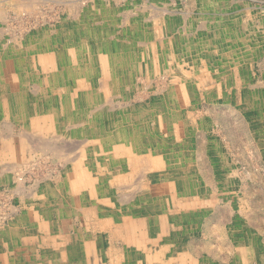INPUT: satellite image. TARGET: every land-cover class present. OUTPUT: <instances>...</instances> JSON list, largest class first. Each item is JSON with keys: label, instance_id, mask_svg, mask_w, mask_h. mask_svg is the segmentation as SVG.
Masks as SVG:
<instances>
[{"label": "bare ground", "instance_id": "obj_1", "mask_svg": "<svg viewBox=\"0 0 264 264\" xmlns=\"http://www.w3.org/2000/svg\"><path fill=\"white\" fill-rule=\"evenodd\" d=\"M81 1L82 0H0V22L1 21L5 22L7 20V17H8L7 14L10 13L11 11H14L12 13L16 15L15 18H17L18 16H21V14H23V13L27 14L30 17H32V16L34 17V15L36 16L38 14L40 15L42 13L43 9L41 7H39V5L42 3H43V5H45L46 8H48L49 10H54V11H55L56 7L53 6L52 3L56 4V5H64L68 10L67 12L69 13V15H71L67 23H65L61 20L62 24L60 23V27H58V28L55 27V29H52V30L49 29V30H45V31H42V28H40L41 29V32H40L39 28L37 27L39 30L38 33H36L35 30H31L28 34H25L24 36H20V35L19 36L18 35L12 36L11 35L12 37L4 38L3 35H5V33L8 32L9 28L3 27L2 30H0V41H2V42H0V99L6 100L9 103L12 101L14 103V105H17L19 107L23 106V104H25V101H32V105H31L32 110H31V114L29 115L30 117L29 118H27L26 116L24 118L22 116L19 117L20 121L23 119V121H22L23 124H21V125L25 126V128H27V129L38 128V130H40V133L38 132L39 135H37L38 140L40 141V147H39L40 150L42 152L48 151V152L54 153L55 156L58 155L61 159V163L63 165L62 166L63 168L62 169H56L57 171L54 172V175H52V173H49L50 168L49 169L47 168L46 170L44 169L43 178H44V183L46 182L45 186H44L45 191H43V194H41V200H38L41 202V204L44 206V208L46 207L48 209H53V210H54V208H56V210L54 211L56 213L61 212L64 214L66 212L69 215L75 214L76 218L75 217L74 218L76 220H80L81 218H83V220H86L88 223H90L92 225V229H94L96 231L102 230V229L104 231H107L108 234L110 235L111 244H110V247L108 249V252L106 254H104V256H107L110 258V264H129V263H127L129 260H131V262H132L133 260H136V259H138V262L136 264H142L139 261L142 260V262L145 263V259H144L145 255H147V257H150L154 253V257L152 258V259H154L155 257H159V254H161L160 253L161 250L157 248L158 242H156V244L150 243L149 245H147V241L153 239V237L149 236V233L152 231V229H154L153 226L159 228V231H157V234H154V237H157V238H159L163 234L164 230H166L163 226L160 225V222L158 219L163 218V217H161L160 215H157V212H159L163 208V206H165V205L168 206L170 204V202L167 201V198H168L167 195L169 192H171L175 189L187 188V190H190L189 193H191V196L194 197V200L192 201V199H191V201L189 202V206L195 207L196 205H200L202 202H203V204L205 203L204 205H206V202L204 201V197H199L198 196L199 192L197 189H195L196 187L195 188L192 187V185L194 184L192 182L196 180V178H193V175L192 176L189 175V177H190V179H188L190 181L189 187L187 186L188 182H185L184 179L180 180V182H177V177L179 176V174L183 173V171H184V174H186L189 170H191L193 172V166L196 168V166L202 165L201 167L205 168V174L207 175V178L210 179L209 177L211 176L210 172H209L210 166L207 165V162L203 159V157H201L202 156L201 155L202 154L201 139L196 140V143H195L196 147L194 148V149H196V151H197L196 152L193 149L191 150V149L187 148V145H189V146L193 145V144H191L192 141H190V139L187 138V136H188L187 134H185L184 137L179 136L180 131H181L179 128V125L182 123H181V121L179 122L178 117L183 115L182 108L180 109L179 107H181L182 105L189 104L188 102L190 101V99H193V97H195L196 93H194L192 91H186L185 89L183 90L182 87H179V91H178V93H176L177 101H175V102H178L177 103L178 105H175L176 107L173 106L172 109L169 110L172 113V116H170L168 118L161 116L160 113H156V112L161 111V105H159V104H157L155 108H153L154 106L151 108H147V107L141 108L142 112H140V113H134L133 111H132L133 113H130L129 112L130 108H128L125 114L122 113L123 115H126L125 119L122 118V119H124L122 126L120 125L122 129L115 131V132H109V133L107 132V129H110V130L112 129L113 125L111 122L106 124V126H108V128L105 127L106 129L102 130L95 123L87 124V122L84 120L85 115H83V119L81 118V116L79 117V115L75 118L69 117L72 115H77L76 114V108L74 107V104H73V100L75 98L78 99L81 103H85V104L87 103L88 104L89 102L91 103V100L94 101V99H96V98H94V96L96 94L100 93L104 97H107L109 90H107L105 88L106 86H108V88H109V86L116 87V86H118L119 82L127 81L125 78L120 79V80H119V78L115 79L112 77L113 75L111 76L109 73L105 74L106 73V70H105L104 75L101 77V79H95L96 83H93V85L97 88V89L95 88L96 91H91V89H92L91 86L86 85V83L84 82L85 80H82L81 76H78V75L75 76L72 73L71 68L65 69V65H68V64H71L73 67L83 65L84 68H86V70L88 71V67L90 64V63H88V61H85V60H88V58L91 59V55L89 53L85 55L81 52V50L84 48H91V42H90V40H91V27H90L91 21H90V19L91 18L87 17L86 22H85V19L84 20L81 19V18H84L83 14H81L80 12H79L80 14H76L77 9L79 8V6H81V4H80ZM209 2H212V3H209ZM218 2L219 3L221 2V3L219 4ZM190 3H192V2H190ZM228 4L231 5V2L228 1ZM228 4H223L221 0H205V7L218 6L217 10H219V14H222L225 17H227L229 15V13L226 14L222 10ZM202 7H204V6H202ZM72 10H74V11H72ZM84 10L91 11L90 4L88 5V7L83 8V13H84ZM191 12H192V10H191ZM208 12H210V11H207L206 13H208ZM212 12H214V11H212ZM214 13H217V12H214ZM110 14L108 13V15H110ZM134 15L135 14H133V16ZM154 15L159 16L160 14L156 13ZM41 16H42V14H41ZM73 17L76 20V23L73 22ZM35 20H36V18H35ZM37 20H40V19H37ZM52 21H53V18H52ZM49 22H51V21L49 20ZM110 22H111V20H110ZM33 24L36 27L35 23H33ZM138 24L140 26H143L142 21H139ZM120 25H121V23H120ZM165 25H166L165 27H166V30L168 32V35L171 36L172 34H174L172 36L175 38L177 45H179L180 44L179 36L178 35L175 36V33H171V32L175 31V28H177L175 23L173 21L172 22L169 21L168 23L166 22ZM21 27H19V28H21ZM178 27H179V30L184 29L183 25H180ZM208 27H210V26H208V25L206 26V23L204 21L199 24V29H201V30L207 29V31H208V29H209ZM217 27H219V26H217ZM11 28H13V27H11ZM67 28H69V29L67 31H65ZM133 29L134 28L132 26H128L124 33H126L128 30L133 31ZM16 30H18V29H16ZM103 30L104 29L102 28V31ZM106 30L110 33L111 30L113 31V27L111 25H109V26H107ZM152 30H153L152 26L150 27L148 25H145L144 27H142L141 34L144 35L143 32L150 33ZM12 31H14V30H12ZM25 32H22V33H25ZM92 32H93V30H92ZM71 33H72L71 37L76 38L75 40H76V44H77L76 46L77 47H74V43L72 41H70L69 38H67V36L70 35ZM192 34L193 33H188L189 36H191ZM216 34H217V32H216ZM216 34L214 33V35H216ZM93 36L94 37L96 36L95 32H94ZM217 37H218V35H217ZM163 38H165V37H163ZM234 38H235V36H234ZM112 40L113 39H111L109 37L108 44L111 45ZM139 41L140 40L133 41V42L123 41V43L122 42L121 43L116 42V43L121 44V46H120L121 49H124V48L132 49L133 44L136 45V46H134L135 48H137V47L143 48V46H146L145 45L146 42L143 41V43H142ZM158 41L161 42L162 39L158 38L154 42L158 43ZM149 44L152 45V43H149ZM105 47L106 46H104V49H105ZM193 47H191V48H193ZM97 48H99V47H97ZM188 48H189V46H188ZM225 48H227V47H225ZM142 50H144V49H142ZM36 51H38V52L35 53ZM104 51H102V52H104ZM93 53H94V51H93ZM114 55L109 54V57H106L105 55L98 54V55H96V56H99L97 58L98 59L97 62H103L105 65H110L113 69H115L116 71H119L120 68H123L124 61L119 62L120 59H117L118 56L117 55L114 56ZM191 55H192V53H191ZM237 55H239V54H237ZM241 55H242V53H241ZM147 57H150V56L147 55ZM233 58H235V57H233ZM117 60H118V63H115V61H117ZM236 60H238V59H236ZM58 63H64V66L61 67V69H59L58 72H54V74L52 73L53 75H50V76L40 75L39 77L36 78L37 80L35 81L36 85H38V87H41L43 84L48 85L51 83L50 81L56 82V84L58 86H55L53 84V87H51V88H48V87H46L47 89H40L39 88L37 90L34 89L35 90L34 91L33 89L31 90V88H30L31 85L28 84V89L25 90L24 86L27 85L26 71H28L27 69H24L25 67H28L31 65V66H34L35 68H38L39 70H43L45 68V66H47L48 68H49V66H51L55 69L57 67ZM130 63H131V61H130ZM234 63H236V62H234ZM186 64H187V62H186ZM234 66H233V68L235 70H237L238 68L236 69L235 68L236 66L235 67ZM163 68H165V67H163ZM182 68H183V66H182ZM17 69H20V70L18 71ZM173 70L175 71V69H173ZM84 74H85V72H84ZM200 75H203V74L200 73ZM88 76H90V75H88ZM122 77L129 78L131 76L130 75H128V76L124 75ZM122 77H120V78H122ZM162 78H163V76H162ZM28 80H29V78H28ZM155 80H158V79H155ZM215 81H217V80H215ZM48 82H50V83H48ZM89 84L91 85V82ZM105 84H106V86H105ZM216 84H217V82H216ZM19 85H20V87H19ZM32 85H34V84H32ZM155 85H157V84H155ZM191 86H193V85H191ZM216 87H217V85H216ZM209 88H208V90H210V91L215 90L214 87H212L210 89ZM49 89L52 90V93L46 91ZM159 89H161V88H159ZM153 93H154V91H153ZM133 94L135 95V93H133ZM142 94H143V92H142ZM158 94H161L165 101H167L170 97V92H168V91H162L161 90L158 92ZM38 96L40 98H43L44 100H46V103H47L46 107H44L41 104L36 105L35 101L37 100ZM59 99H62L63 104H67L68 106H70L69 103H71L73 107H68V106L66 107L65 106L66 108H64V106L61 103H59L58 105L50 104L53 100L59 101ZM153 100H155V99H153ZM124 106H125V104H122V105L120 104L119 109L125 110ZM41 107L45 108V111H43ZM113 107H115L114 102L108 100L104 104L88 105V107L85 106L83 110H84V113H86V116L89 117V120H93L99 114H103L105 116L110 115L107 113L113 112V110L115 109ZM23 108H25V106H23ZM228 108L230 109V106ZM26 109H27V107H26ZM10 110H11L10 111L11 116H12V112L15 115L17 114V112H16V111H18L17 109L15 110L12 107V108H10ZM217 112L220 113L219 111H217ZM227 112H229V111H227ZM187 113H189V112H187ZM210 113H211V111H210ZM78 114H79V112H78ZM214 114H215V112H214ZM229 114L231 115V113H229ZM185 115L186 114H184V116ZM216 115H218V114H216ZM227 118L231 120L230 117L227 116ZM236 118H235V120H236ZM240 118H242V117H240ZM19 119H17V120H19ZM230 120H229V122H230ZM183 122L185 123V120H183ZM197 122H199V119ZM239 122H241V120H239ZM90 123H92V122H90ZM188 123L189 122H186V125L188 127L194 126L191 122L189 125H188ZM231 124L232 123L230 122V125ZM227 125H229V124H227ZM235 125L240 126V124L237 125V122ZM11 126H12L11 123H8V122L2 123L0 125V132L2 134H3V132H6L8 130L12 131V132H7V133H10V135L9 134H3V135L0 134V135H2L1 137L6 138V139H11V141L16 142L18 144H23V145L26 143L34 141L33 137H31V134L22 133V132H20L22 134L13 133V128ZM171 128H172V135L174 136L173 140H171V139L160 140V138H158V136L156 135V132L159 133V131L164 130V129L165 130H169V129L171 130ZM245 128H246V126H245ZM22 129H23V127H22ZM228 129H230V128H228ZM231 129H232V127H231ZM242 129H243V127H242ZM46 131H48V132L50 131L54 135L47 137L45 135ZM121 131H123L124 133H121ZM237 133H239V132L237 131ZM240 133H242V132H240ZM230 134H231V132H230ZM84 136H86V137H84ZM245 136H247V135H245ZM37 137H36V139H37ZM67 137L72 138V139L74 137H84V138L83 139L81 138V141H79L77 143H75V141L77 140L76 138H75L76 140H74V142L70 141L71 143L66 142V141L65 142L62 141V140H65ZM230 137H231V135L229 136V138ZM236 138H238V136ZM233 139L235 140V138H233ZM240 139H242V137ZM103 142L105 144H103ZM32 148H34V146H32ZM12 149L14 150V148H12ZM67 149L71 151V154H75V156H73V155L70 156V154L68 155ZM32 151H33V149H32ZM26 152L27 153L25 156H31V153H29L27 150H26ZM174 153H176V155ZM190 155L192 156V158H191L192 160H189ZM43 158H46V157L43 156ZM225 158L226 157L223 154L224 161L221 163L220 167H221L223 173H225L226 171L231 173L233 170V167L231 164H228L229 162H227L225 160ZM5 159H6V157L3 158L2 156H0V168H2V172H0V173L6 172V169H7L9 171H14L17 173L20 172V175L23 174V170L20 169L22 167H18V166L23 164V163L25 165L26 160H27V159H25V157L12 159V160H5ZM39 160H42V159H39ZM39 160H37V161H39ZM185 161H187V162H185ZM193 161H195L196 164H195V162L193 163ZM31 162H33V161H31ZM39 162H37V164ZM42 163H44V162H42ZM50 163H51V161H50ZM50 163H48V164H50ZM54 163H56V162H54ZM113 163L119 164V167L117 168V170H113L111 168L113 166ZM45 164H46V161H45ZM45 164L44 165L41 164V165H43L45 167ZM57 164H58V160H57ZM39 165H40V163H39ZM181 165H183V167ZM26 169H27V166H26ZM29 169H31V168H29ZM52 169H54V166ZM146 169L149 170V173H150L149 177H150L152 182L149 183L148 180H146V182H148V185H145V184L141 185L143 183H140V178L136 179L135 175L138 176L137 175L138 173H143ZM40 170H41V168H40ZM36 171H38V169ZM30 172H32V170H30ZM33 172H34V170H33ZM40 172L43 173V171H40ZM145 173H143L144 176H145ZM233 173H234L233 174V180H237L236 177L239 176L238 174H236L237 171H236V173L235 172H233ZM250 175H251V173H250ZM139 176H140V174H139ZM252 176H253V174H252ZM1 177H2V175L0 176V178ZM20 177L22 178V176H20ZM39 177H40V175H39ZM21 178H20V180H22ZM41 179H40V181H41ZM55 179H57V181L61 180L62 182L57 186H53L51 183ZM34 180H36L34 183H37V179L34 178ZM153 180H156V183L153 182ZM158 180H161V182H157ZM257 181H255V183ZM226 182H227V184H226ZM231 183H232V179L230 178V175H226V177L224 178V181H212L211 184L208 185L209 189H214L215 193H217V195L212 198V200L217 205H219V202L221 199H225V196L223 195L224 192L227 194H230V193L233 194L235 192L233 185H232V187H229V185ZM27 184H29V183H27ZM108 185L111 188H109ZM220 185L221 186L227 185V186L226 187H220ZM35 186H37V185H35ZM29 187H30V185H29ZM152 187L154 189H152ZM242 187H244V185H242ZM258 187H260V186H258ZM33 188H37V187H33ZM150 189L155 194L156 193L159 194V196H158V198H160L159 200H156L155 198H153L152 192H148V191H150ZM255 189H257V188H255ZM24 190L26 191V189L21 187V185L19 183L16 184L15 186L7 184V185H4L3 190L0 189V225L3 224V221H6L8 223L11 222V224L8 226V228H6L7 227L6 226V227H4L3 230H0V236H1L0 239H6L4 237L9 234L8 233V232H10V231H8L9 227L17 220L18 216L22 215L23 208L19 207V206H21V204H18V206H16L15 205V199H17V198L16 197L12 198V196H14V194L15 195L20 194L22 197L23 194L25 195ZM28 190L31 191V188ZM247 190L248 191L246 192V190H245V192L243 194V197L245 199H242V201L244 203L245 200H246V202H248V201H250V199L255 198V202L253 204V207L255 210L253 212V215L246 210H243V209L241 210V212L243 214L244 213L248 214V215L245 214L248 222H246L244 225H240V230H241L240 236L242 238L249 237L250 236L249 235L250 230L253 229L251 227H255V226L257 227V226H259V224L263 223V221H264V205L262 204L263 201L262 202L260 201L261 198L258 197L260 194L257 196L256 190H253L250 187ZM142 191H146V192L142 193ZM207 191L209 193V197H207V199H210L211 192H209L207 187H205L203 189V193H204L203 196H205V194H207ZM260 191H261V193H264V185H262V187L260 188ZM33 192H31L29 195L32 196ZM70 193L73 194V197H76L79 201H81L85 198H86L85 199L86 201L83 203L82 202H76L74 204V201L72 198H67L68 194H70ZM196 193H197V195H196ZM181 196H182V194H181ZM218 196H219V201L217 203L216 200H217ZM33 197H36V195H33ZM10 200H13V202L11 201L12 202L11 205L8 204ZM71 200H72V204H71ZM5 202H6V204H5ZM183 204L180 203L178 205H174V206L172 205V206L174 207V209L175 208L177 209L178 206H180V207H181V205L184 206ZM190 210H194V209H190ZM138 211H139V214H141L143 217H145L144 219H139V220L136 219L135 213H137ZM214 211H216V210H214ZM154 214L157 217H155ZM171 214H169V215L171 216ZM228 214H230V213H228ZM220 216H222V215H220ZM247 216L249 218H247ZM230 218L232 220L231 216H230ZM221 219H224V218L221 217ZM225 219H227V218H225ZM236 219H237V217H235V220ZM249 219H252V221L251 220L249 221ZM149 220L153 221V226L151 227L150 231H148L149 225L147 223ZM174 220H176V216L172 217V219H171V221H174ZM71 221H72V219L70 218L68 223H70ZM88 223H86V224L88 225ZM221 225H222V223H221ZM220 227H222V226H220ZM243 228H247V230H249L248 235L244 230H242ZM142 229L144 231H147V232H143ZM139 231H140V233H139ZM262 232H263L262 233V236H263L264 231H262ZM216 233H214V236L218 235ZM137 234H140L139 239H136L138 237ZM59 237H60V234H59L58 238ZM250 238H251V236H250ZM216 239L205 240V242L203 243V246L201 245V241L198 239L189 240L187 245L174 244L171 248V255H172L174 260L179 259L181 261V264H185V263L189 264V260L194 261L191 264H207L206 261H201L200 257L203 255V253L207 252V254H208V251L215 253L216 249L214 248V246L216 243L214 242L215 243L214 244L213 241ZM219 239H220V237H219ZM227 240H228V238H227ZM228 241H229L228 247L224 246L225 248H227V249H225V251H228L230 253L229 257L232 256L233 260L227 258L228 260H226V261L227 262L229 261L228 262L229 264H239L241 262V261H239V263H238V260L241 259L239 257V255L242 254V250L245 248H242V250H240L239 245H240L241 241L237 242V243H236V241L234 242V239H229ZM248 241H249L248 239H243L242 244H245V243L248 244ZM66 242H67V240H65V241L63 240L62 244H57V247H54V248L47 250L45 253L44 264H54V263L58 262L59 261L58 258L60 256V254L64 252L63 248H64ZM223 244L220 243L219 247H220V245H223ZM253 246H255L257 248V250H260V249L263 250L262 248H264V246L262 248L258 247L257 243L253 244ZM186 247H189V249H190L189 254L183 253L184 250L186 249ZM220 248L222 249L223 247H220ZM15 249H16V247L14 248V250ZM85 249H86V247H85ZM70 250H69V255H71V252L73 255H76V256H79L81 254L80 247L79 248L77 247L76 249L74 248V251H73V247H71ZM180 252H181V254L179 255ZM221 253H222V251H221ZM157 254H158V256H157ZM226 254H227V252H226ZM195 256L198 257L199 259L195 258ZM223 257H224V255H223ZM209 258H208V260H209ZM218 259H220V258H218ZM224 261H225V259H224ZM208 263H210V262H208Z\"/></svg>", "mask_w": 264, "mask_h": 264}, {"label": "rangeland", "instance_id": "obj_2", "mask_svg": "<svg viewBox=\"0 0 264 264\" xmlns=\"http://www.w3.org/2000/svg\"><path fill=\"white\" fill-rule=\"evenodd\" d=\"M221 1L223 4H228V1L231 2V5L228 4L222 10L226 14L229 13V15L227 17H225L222 14H219V10H217L218 6L205 7V0H192V1L191 0H149V1L148 0H82L80 2L81 6H79V8L77 9L76 14H80V13L83 14L84 18H81V19L82 20L85 19V22H86L87 17L91 18L90 19V21H91V26H90L91 27V40H90L91 48H84L81 50V52L85 55L88 53L91 55V59L88 58V60H85V61H88V63H90L91 65L89 64V67H88L89 72L86 70V68H84L83 65L73 67L71 64H68V65H65V69L71 68L72 69L71 71L75 76H77V75L81 76V79L85 80L84 82L86 83V85L91 86V88H92L91 91H96L97 88L93 85V83H96L95 79H101V77L104 75L105 70H106L105 74L109 73L111 76L113 75L112 76L113 78H115V79L119 78V80L125 78L128 82L127 81L119 82L118 86H116V87L109 86V88L105 84V86H106L105 88L107 90H109L107 97H104L100 93L96 94L94 96V98H96V99H94V101L91 100V103L89 102L88 104L87 103L86 104L81 103L78 99L75 98L73 100V104H74V107L76 108V114L77 115H72L69 117L75 118L79 115V117L81 116V118L83 119V115H85L84 120L87 122V124L95 123L102 130L108 128V126H106V124L111 122L113 125L112 129L111 130L107 129V132L108 133L109 132H115V131L122 129L121 126L123 124V120L126 118V115H123L122 113L125 114L128 108H130L129 109L130 113H133V112L134 113H140V112H142L141 108H144V107L151 108L153 106H154L153 108H155L156 105L159 104V105H161V111L156 112V113H160L161 116L168 118V117L172 116V113L169 110L172 109L173 106L176 107L175 105H178L177 104L178 102H175V101H177L176 93H178L179 87H182L183 90L185 89L186 91H192V92L196 93L195 97H193V99H190V101L188 102L189 104L182 105L181 107H179L180 109L182 108V111H183V115L178 117L179 122L181 121V123H182L179 125V128L181 130L179 136L184 137L185 134H187L188 135L187 138H189L190 141H192L191 144H193L191 146L187 145V148L193 149L195 151H196V149H194V148L196 147V144H195L196 140L201 139L202 142H205V149L203 152V156H205L206 159L209 161V165L212 164L214 162V160L216 159L214 156H212L213 155L212 152H214L212 149L214 147H217L219 149V153L224 154V156L226 157L225 159H228L229 163L232 165V167H233L232 172L236 173V171H237L236 174L239 175V178H237L238 176L236 177V179H238V180H232V183L229 185V187H232V185H233L236 189V192L237 191L239 192L241 190L240 191L241 193L245 192V190L247 192L248 191L247 189H249V187L252 188L253 190H256L257 196L260 194L258 197L261 198L260 201L261 202L263 201L262 204L264 205V193H261V191H260V188L262 187V185H264V44H263L264 43V26H263L264 25V21H263L264 20V0H221ZM190 2H192V3H190ZM209 3H212V2H209ZM89 4L91 6V11L84 10V13H83V8L88 7ZM52 5L56 7L55 11L49 10L48 8L45 7V5H43V3L39 5V7H41L43 9V11L41 13L42 16H41V14L40 15L38 14L36 16L34 15V17L33 16L30 17L27 14L23 13V14H21V16H18L17 18H15L16 15L12 13L14 11H11L10 13H8L7 16L9 18L6 16L7 20L5 22H3V21L0 22V27H1L0 30H2L3 27L9 28L8 32H6L5 35H3L4 38L12 37L13 35L24 36L25 34H28L31 30H35L36 33H38L39 30L41 32L40 28H42V31L49 30V29L52 30V29H55V27L56 28L60 27V23L62 24V21L67 23L70 16H71L67 12L68 11L67 8L64 5H56L53 3H52ZM202 6H204V7H202ZM191 10H192V12H191ZM72 11H74V10H72ZM207 11H210V12L206 13ZM212 11L217 12V13H214ZM108 13L109 14L111 13V14L108 15ZM156 13H158L160 15L159 16L154 15ZM133 14H135V15L133 16ZM35 18H36V20L37 19H40V20L36 21ZM52 18H53V21H52ZM49 20L51 22H49ZM110 20L112 23L110 22ZM202 20L206 23V26L207 25L210 26V27H208L209 28L208 31H207V29H205V30L199 29V24L203 22ZM139 21H142L143 26H140L138 24ZM169 21H171V22L173 21L175 23V25L177 26V28H175V31L171 32V33H175V36L176 35L179 36V39H180L179 45H177L175 38L172 36L174 34H172L171 36L168 35V32H167L166 27H165L166 26L165 23L166 22L168 23ZM73 22L76 23V20L74 19V17H73ZM33 23H35L36 27L34 26ZM120 23H121V25H120ZM109 25H111L113 27V31L111 30V32H110L111 34L106 30L107 26H109ZM145 25H148L150 27L152 26L153 30L150 32L151 34L145 33V32H143L144 35L141 34L142 27H144ZM180 25H183L184 29L179 30L178 26H180ZM128 26H132L134 28L133 31L128 30L126 33H124ZM217 26H219V27H217ZM11 27H13V28H11ZM19 27H21V28H19ZM37 27L39 28V30ZM102 28L104 29L103 31H102ZM11 29L14 31H12ZM16 29H18V30H16ZM68 29L69 28H67L65 31H67ZM92 30H93V32H92ZM22 32H25V33H22ZM94 32L96 33L95 37L93 36ZM216 32H217V34H216ZM188 33H193V34L191 36H189ZM214 33L216 35H214ZM217 35H218V37H217ZM71 36H72V33L70 35H68L67 38H69V40L74 43V47H77L76 46L77 45L76 40H75L76 38H73ZM234 36H235V38H234ZM109 37L111 39H113L111 41V43H112L111 45L108 44ZM163 37H165V38H163ZM158 38H161L162 41L161 42L158 41V43L154 42ZM137 40H140L139 42H142V43H143V41L146 42L145 43L146 46H143V48H141V47L135 48L134 46H136V45L133 44L132 49H127V48L121 49L120 48L121 44L116 43V42H120V43L122 42L123 43V41L133 42V41H137ZM0 42H2V41H0ZM149 43H152V45ZM104 46H106L105 49H104ZM188 46H189V48H188ZM97 47H99V48H97ZM191 47H193V48H191ZM225 47H227V48H225ZM142 49H144V50H142ZM93 51H94V53H93ZM102 51H104V52H102ZM37 52L38 51H36L35 53H37ZM190 52L192 53V55ZM97 53L100 55H105L106 57H109V54L117 55L118 56L117 59H120L119 62L124 61L123 68H120L119 71H116L110 65H105L103 62H97L98 61L97 58L99 57V56H96V55H98ZM241 53H242V55H241ZM237 54H239V55H237ZM147 55L150 57H147ZM233 57H235V58H233ZM236 59H238V60H236ZM130 61H131V63H130ZM186 62L188 65L186 64ZM234 62H236V63H234ZM115 63H118V60L115 61ZM30 66L24 68V69L28 70V71H26L27 85L24 86L25 90L28 89V84L31 85L30 86L31 90L32 89L37 90L39 88L40 89H47L46 87L51 88V87H53V84L55 86H58L56 84V82L50 81L51 83L48 82L50 84H48V85L43 84L41 87H38V85H36L35 81L37 80L36 78L39 77L40 75L50 76V75H53L54 72H58V70L64 66V63H58V65L55 69L49 65H48L49 68L47 66H45V68L43 70H39L38 68H35L34 66H31V67ZM162 66L165 68H163ZM182 66H183V68H182ZM233 66L236 69L237 68L238 69L235 70L233 68ZM173 69H175V71ZM17 70L19 71L20 69H17ZM84 72H85V74H84ZM200 73L203 74L204 76L200 75ZM88 75H90V76H88ZM124 75L125 76L130 75L131 77H129V78L122 77ZM162 76H163V78H162ZM120 77H122V78H120ZM28 78H29V80H28ZM155 79H158V80H155ZM214 79L217 81H215ZM90 82H91V85L89 84ZM216 82H217V84H216ZM32 84H34V85H32ZM155 84H157L159 87ZM191 85H193V86H191ZM216 85H217V87H216ZM19 87H20V85H19ZM209 87L210 88L214 87L215 90L210 91V90H208ZM159 88H161V89H159ZM161 90L170 92V97L167 101L164 100V98L161 94H158V92ZM46 91L52 93L51 89L46 90ZM153 91H154V93H153ZM142 92H143V94H142ZM133 93H135V95L137 97ZM153 99H155V100H153ZM108 100L114 102L115 107H113V108H115V109L113 110V112L107 113L110 115H106V116L103 114H99V115H97V117H95V119L89 120V117L86 116V113H84V110H83L84 107L85 106L88 107V105H94V104H97V105L104 104ZM59 101L53 100L50 104L58 105L59 103H61L64 106V108H66L68 106L67 104H63L62 99H59ZM35 103H36V105L41 104L44 107L47 106L46 100H44L43 98H40L39 96H38L37 100L35 101ZM69 104H70V106H68V107H73L71 103H69ZM120 104L121 105L125 104V106H124L125 110L119 109ZM31 105H32V101H25V104H23V106H25V108H23V106L19 107L17 105H14V103L12 101L9 103L6 100L0 99V125L2 123H6V122L11 123V124H13L11 126L13 128V133H16V134H19L20 132L28 133V134H31V137H33V140H34V141L26 143L24 145L21 144V145L27 146V147H29V145L31 147L34 146V148H32L33 151L31 149V156L28 157V159L26 160V163H25V165L27 166V169H26V166L24 165V163L18 166V167H22L20 169L23 170V174L20 175V172L17 173L14 171H9L7 169H6V172L0 173V176L2 175V177L0 178L1 179L0 180V189L1 190H3L4 185L10 184L12 186H15L18 183L21 185V187L26 189V191L24 190L25 195L23 194L22 197L20 194H16V195L14 194V196H12V198H14V197L17 198V199H15V205L18 206V204H21V206H19L21 208H24L25 205L31 201L27 194L31 193L35 190H38V186L42 183V181L44 182V178H43L44 169L46 170L47 168L48 169L50 168L49 173H52V175H54V172L57 171L56 169H62L63 168L62 167L63 165L61 163V159L58 155L55 156L54 153H51L48 151L42 152L40 150V148H39L40 147V141L38 140V137H37V135H39V133H40V130H38V128L27 129V128H25V126L21 125V124H23V122H22L23 119L20 121L19 117L22 116L24 118L26 116L27 118H29L30 117L29 115L31 114V110H32ZM229 106H230V109L228 108ZM12 107L15 110L17 109L18 111H16L17 112L16 115L12 112V116H11L10 115V111H11L10 108H12ZM26 107H27V109H26ZM41 108L43 111H45V108H43V107H41ZM245 109H248V111H246ZM216 110L219 111L220 113H218ZM210 111H211V113H210ZM227 111H229V112H227ZM78 112H79V114H78ZM187 112H189V113H187ZM214 112H215V114H214ZM229 113H231V115ZM184 114H186V115L184 116ZM216 114H218V115H216ZM227 116L230 117L233 122L230 119H228ZM240 117H242V118H240ZM122 118H124V119H122ZM235 118H236V120H235ZM17 119H19V120H17ZM198 119H199V122H197ZM183 120H185V123L183 122ZM229 120L233 124V125L231 124L232 126L230 125ZM239 120H241V122H239ZM17 121L18 122L20 121V122L18 123ZM235 121L237 122V125L240 124V126H236ZM90 122H92V123H90ZM186 122H189L188 125L191 122L194 126L188 127L186 125ZM227 124H229L230 126ZM245 126L247 129L245 128ZM22 127H23V129H22ZM231 127H232V129H231ZM242 127H243V129H242ZM228 128H230L231 130ZM237 131L239 133H237ZM7 132H12V131L11 130L6 131V132H3V134H9L10 135V133H7ZM230 132H231V134H230ZM240 132H242V133H240ZM22 133H20V134H22ZM45 133H46L45 135L47 137L54 135L50 131L49 132L46 131ZM121 133H124V132L121 131ZM0 134H2V133L0 132ZM2 135H0V146L8 145L9 143H10L9 145L15 144L13 141H11V139H6V138L1 137ZM156 135L158 136V138H160V140H166V139L167 140L168 139L173 140L174 139V136L172 135V128H171V130L170 129L169 130L164 129V130L159 131V133L156 132ZM230 135H231V137L229 138ZM245 135H247V136H245ZM237 136H238V138H236ZM36 137H37V139H36ZM84 137H86V136H84ZM84 137H74L73 139L67 137L65 140H62V139L61 140L64 142L66 141V142L71 143L70 141L74 142V140L77 139L75 141V143H77V142L81 141V138L83 139ZM232 137L235 138V140ZM241 137H242V139H240ZM103 144H105V143L103 142ZM20 149H21L20 146L17 145L16 151L20 150ZM24 151H25L24 149L21 150V152H24ZM69 151L70 150L67 149L68 155L70 154V156L71 155L75 156V154H71V151L70 152ZM43 156L46 158H43ZM38 158L42 159V160H39ZM37 160H39L40 162ZM57 160H58V164H57ZM31 161H33V162H31ZM45 161H46V164H45ZM50 161H51V163H50ZM216 161H217V159H216ZM37 162H39L40 165H39V163L37 164ZM42 162H44V163H42ZM54 162H56V163H54ZM194 162L195 161H193V163ZM48 163H50V164H48ZM41 164H43V165L45 164L46 168ZM195 164H196V162H195ZM53 166H54V169H52ZM181 166L183 167V165H181ZM201 166L202 165L196 166V168L193 166V173H194L193 178H196V180L192 182V183H194L192 185V187H194V188L196 187L195 189H197L199 193H201V191L203 193V189L205 187L208 188V185H210L212 182L211 179H208L205 176V168L201 167ZM118 167H119V164L113 163V166L111 168L113 170H117ZM213 167H214V165H213ZM29 168H31V169H29ZM40 168H41V170H40ZM37 169H38V171H36ZM30 170H32V172H30ZM33 170H34V172H33ZM40 171H43V173ZM0 172H2V168H0ZM143 173H145L146 177L143 175ZM143 173H138L137 174L138 176L135 175V177H136V179L140 178V183H143L141 185H144V184L148 185V182L149 183L152 182L150 177H149V175H150L149 170L146 169ZM250 173H251V175H250ZM139 174H140V176H139ZM252 174H253V176H252ZM39 175H40V177H39ZM215 175H218V177L215 178L218 181H221L222 179H224L226 177V174L221 173L218 170L216 171ZM228 175H230V173ZM20 176H22V178ZM20 178L22 180H20ZM34 178L37 179V183H34L36 181V180H34ZM40 179H41V181H40ZM146 180H148V182H146ZM255 181H257V182L255 183ZM153 182L156 183V180H153ZM157 182H161V180H158ZM177 182H180V180H178V178H177ZM185 182H188L187 186L189 187L190 181L188 180ZM27 183H29V184H27ZM226 184H227V182H226ZM29 185H30V187H29ZM35 185H37V186H35ZM242 185H244L245 188L242 187ZM32 186L37 187V188H33ZM226 186L227 185H225V186L220 185V187H226ZM258 186H260V187H258ZM30 188H31V191L28 190ZM255 188H257V189H255ZM142 192H144V191H142ZM180 193H182V191H180ZM224 196H227L230 199L231 193L225 194ZM177 198L178 197H175V196H169L167 201H169L170 203L173 204V200L177 199ZM235 198L237 199V196H235ZM11 201L13 202V200L9 201L10 205L12 204ZM244 202H246V200ZM233 205L236 207V210L239 209V206L236 205L235 201H233ZM241 205L243 206L242 209L247 208V205H245V203L243 204V201H241ZM176 210H178V208ZM242 214L243 213L240 211V216ZM204 219H205V216H204ZM204 219L197 222L196 224L193 222L196 220L190 219L191 221L189 220V222L192 225V233H190V232L187 233V235L184 236L185 237L184 239L187 240V239L192 238V239H198L200 241H201V239L205 240V238L203 237L204 233L201 231L202 230L201 228L204 224ZM241 219H243L242 216H241ZM10 224H11V222L8 223L6 221H3V224L0 225V230H3L4 227H6V226H7L6 228H8V226ZM172 224H173V222H171L170 225L167 226V228L165 227V229L169 232L168 235L170 234L173 237H175L176 235H179L178 233L181 232L182 228H183V230L185 229V227H183V225H176V226L173 225V227H172ZM263 225H264V223H263ZM177 228H179V229H177ZM248 232H249V230L246 232L247 235H248ZM249 235L251 236V239H248V237L244 238V239H248L249 241L252 240L251 243H257V246L260 248H262L264 246V235L262 236L261 233H259V234L257 233L256 235L253 236V231H251V230H250ZM167 239H168V237H167ZM167 239L164 238L163 243H166L165 240H167ZM239 241H241L240 245H239L240 250H242V248H245V251H243V255L242 254L239 255V256H241V258L245 257V260L244 259L241 260V262H242L241 264H264V248H262L263 250H261V249L257 250V248L251 244H247V243L242 244V242H243L242 237H241V239H239ZM84 246H85V244L78 245V248L80 247V252H81V250L85 249ZM215 246H214V248H215ZM224 246L225 245H220V247H223L221 249L219 247V245H217V248L220 251H222V250L225 251ZM72 247H73V251H74V248L75 249L77 248L76 244H73ZM184 251L190 252V249H188V247H186V249ZM206 256H207L206 253L204 255H202L200 257L201 261L207 262V260L205 259ZM193 262L194 261L189 260L190 264Z\"/></svg>", "mask_w": 264, "mask_h": 264}, {"label": "crops", "instance_id": "obj_3", "mask_svg": "<svg viewBox=\"0 0 264 264\" xmlns=\"http://www.w3.org/2000/svg\"><path fill=\"white\" fill-rule=\"evenodd\" d=\"M245 110L248 111V109H245ZM11 125H13V124H11ZM8 131H10V130H8ZM14 143L15 144H13V145H9L10 144L9 143L8 145L0 146V150H1L0 156H2L3 158L6 157L5 160H12V159H17V158H21V157H25V159H28V157H30V156H25L27 153L26 150L28 151V149L30 148L29 149L30 152L29 151L28 152L31 153L32 147L30 145H29V147H27V146H23L21 144H18L16 142H14ZM17 145H19L21 147V149L16 151ZM201 145H202V147H201L202 148V156L201 157H203V159L207 162V165H209V161L206 159L205 156H203V152L205 149V142L201 141ZM12 148H14V150ZM22 149H24V150L26 149V150L24 152H21ZM212 150L214 151V152H212L213 153L212 156H214L217 159V161L215 159L214 162L209 165L210 166L209 172L211 175L209 178L212 181H218L217 179H215L218 177V175H215V174H216L217 170L219 172L223 173L220 165L224 161V159H223V154L219 153V149L217 147H214ZM174 154L176 155V153H174ZM191 158H192V156L190 155L189 160H192ZM225 160L227 162H229L228 159H225ZM185 162H187V161H185ZM228 164H230V163H228ZM213 165H214V167H213ZM193 174L194 173L191 170H189L186 174H184V171H183V173L179 174V178L178 177L177 178H178V180L184 179L185 181H187L188 179H190L189 175L192 176ZM224 174L228 175L229 172L226 171ZM233 174H234L233 172L230 173V178L232 180H233ZM205 176L207 177L206 174H205ZM237 178H239V176ZM221 181H224V179H222ZM61 182H62L61 180L57 181V179H55L51 184L53 186H57ZM44 186H45V183L42 182V184H40V186H38V190H35L33 192V195H36V197H33V195L30 196L29 195L30 193H28L31 201L29 202V204H26L25 207L23 208L22 215L18 216L17 220L9 227V230H8V231H10V232H8L9 234L7 236L4 235L5 236L4 238H6V239H0V264H44L46 251L51 249V248L57 247V244H62L63 240L64 241L67 240V242L65 243V246L63 248L64 252L60 254V256L58 258L59 261L54 263V264H110V258L107 256H104V254H106L108 252V249H109L110 244H111L110 235L108 234V232L104 231L103 229L97 230V231L92 229V225L90 223H88L86 220H83V218H81L80 220H76L75 214L69 215L66 212L64 214L61 212L56 213V212H54L56 210V208H54V210L48 209L46 207L44 208V206L41 204V202L38 201V200H41V194H43V191H45ZM108 187L111 188L109 185H108ZM233 188L235 189V187H233ZM152 189H154V188L152 187ZM207 189L209 190V192H211L210 199H207V197H209L208 191H207V194H205V196H203L204 193H202V192L199 193L198 196L204 197V201L206 202V205H204L205 203L203 204V202H202L200 205H196L195 207L189 206V202L191 201V199L193 201L194 197L191 196V193H189L190 190H187V188L175 189V190L168 193V195H167L168 198H169V196H175L178 198L173 200V204L170 203L168 206L165 205V206H163V208L159 212H157V215H160L161 217H163V218L158 219L160 222V225L163 226L164 228L165 227L167 228V226H169L170 223L173 222L172 227H173V225H175V226L176 225H183V227H185V229L183 230V228L181 229L179 227L181 229V232L178 233L179 235H176L175 237L171 236L170 234L168 235L169 232H167V230H164L163 234L159 238H157V237H154V234H157V231H159V228L153 226V221L149 220L147 222L149 225L148 231L151 230L152 226L154 229H152V231L149 233V236L153 237V239L147 241V245H149L150 243L156 244V242H158L157 248L161 250V252H160L161 254H159V257H155L154 259H152L154 257V253L150 257H147V255H145V258H144L145 263L142 262V260L139 262H141L142 264H181V261L179 259L178 260L173 259L172 255H171V248L174 244L187 245L188 241L192 240V238L187 239V240L184 239L185 238L184 236H186L187 233H189V232L192 233V225L189 222V220L190 219L196 220V221H193L196 224L197 222L203 220L204 216H205V220H204V224H203L201 229H202V232L204 233L203 237L205 238V240L217 238L216 240L213 241V243L215 242L216 244L215 243L214 244L216 246L219 245L220 243L221 244L224 243L223 245L226 244L225 247H228V245H229L228 240L229 239H234V242L236 241V243L240 242L239 241V239H241L240 225H244L246 222H248V220L245 219L246 218L245 214H247V213H244L241 215L243 217V219H241V216H240V211L243 208V206L241 205V201H242V199H244V197H243L244 192L243 193H241L240 191L236 192V189H235V192L233 194L231 193L230 199H229V197L225 196V199H221L219 202V205H217L212 200V198L214 196H216L217 193H215L214 189H209V188H207ZM180 191H182V193H180ZM144 192H146V191H144ZM148 192H152V196L156 200L160 199V198H158V196H159L158 193L155 194L153 191H151V189ZM197 193H196V195H197ZM181 194H182V196H181ZM225 194H227V193L224 192L223 195H225ZM235 196H237V199L235 198ZM67 198H72L74 201V204L76 202H82L83 203L86 201L85 200L86 198L79 201L76 197H73V194H71V193L68 194ZM168 198H167V200H168ZM216 201L218 203L219 196H218ZM233 201H235L236 205L239 206L238 210H236V207L233 205ZM254 202H255V198L250 199V201H248V202H244L245 205H247V208L243 209V210H247L248 212H250L253 215V212L255 210L253 207ZM180 203H182V204L184 203L183 204L184 206H182V205H181V207L178 206V208H179L178 210H176V208L174 209L173 206L178 205ZM71 204H72V200H71ZM190 209H194V210H190ZM252 209H254V210H252ZM214 210H216V211H214ZM228 213H230V214H228ZM169 214H171V216ZM135 215H136L137 220L145 218L141 214H139V211L137 213H135ZM220 215H222V216H220ZM174 216H176V220H174L175 222L171 221L172 217H174ZM230 216L232 217V220H231ZM155 217H157V216L155 215ZM221 217L224 219H221ZM235 217H237L236 220H235ZM68 218L72 219V221L70 223H68L69 222ZM225 218H227V219H225ZM247 218H249V217L247 216ZM250 220L252 221V219H249V221ZM86 223H88V225ZM221 223H222V225H221ZM263 223H264V221H263ZM263 223H261L262 225L259 224V226H257V227L256 226L251 227V228H253L251 230V231H253V236L256 235L257 233L258 234L263 233L262 232V231H264ZM220 226H222V227H220ZM179 228H177V229H179ZM242 230H244L245 232L248 231L247 228H243ZM142 231L147 232V231H144L143 229H142ZM216 232L218 235L214 236V233H216ZM139 233H140V231H139ZM59 234H60V237L58 238ZM137 235H138V237L136 239H139L140 234H137ZM166 236L168 237V239ZM219 237L221 240L219 239ZM164 238L167 239V240H165L166 243H163ZM227 238H228V240H227ZM248 239H251V238L248 237ZM205 240L201 239V245L202 246H203V243L205 242ZM251 242H252V240L248 241V244H251V245L255 244V243H251ZM73 244H76V247H78V245H80V244H85L84 247H86V250L85 249L81 250L82 253L84 252L83 253L84 255L81 253L79 256H76V255H73L72 252H71V255H69V250L73 246ZM216 246H215V249H216L215 253L208 251V254H207V252H206L207 256L205 257V259L207 260V264H229L228 263L229 261L227 262L226 260L232 259L233 257L232 256L229 257L230 253L228 251L222 250V253H221V251ZM13 247L14 248L16 247V249L14 250ZM188 249H189V247H188ZM225 249H227V248H225ZM243 251H245V249L242 250V255H243ZM226 252H227V254H226ZM183 253L189 254L190 252L184 251ZM180 254H181V252L179 253V255ZM204 254L205 253H203V255ZM223 255H224V257H223ZM157 256H158V254H157ZM239 257L241 258V256H239ZM195 258H198V257L195 256ZM208 258H209V260H208ZM218 258H220V259H218ZM224 259H225V261H224ZM243 259L245 260V257H242L241 259H239L238 263H239V261H241ZM137 262H138V259L133 260L132 262H131V260H129L127 263L136 264ZM208 262H210V263H208ZM241 263L242 262H240L239 264H241Z\"/></svg>", "mask_w": 264, "mask_h": 264}, {"label": "built area", "instance_id": "obj_4", "mask_svg": "<svg viewBox=\"0 0 264 264\" xmlns=\"http://www.w3.org/2000/svg\"><path fill=\"white\" fill-rule=\"evenodd\" d=\"M5 204H6V202H5ZM8 204H10V203H8Z\"/></svg>", "mask_w": 264, "mask_h": 264}]
</instances>
